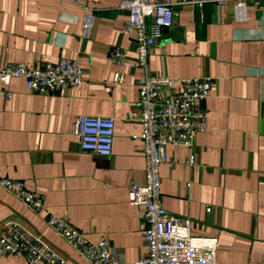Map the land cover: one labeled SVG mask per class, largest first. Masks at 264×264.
<instances>
[{
    "label": "crops",
    "instance_id": "obj_1",
    "mask_svg": "<svg viewBox=\"0 0 264 264\" xmlns=\"http://www.w3.org/2000/svg\"><path fill=\"white\" fill-rule=\"evenodd\" d=\"M119 1L0 0V66L76 58L84 69L80 85L56 93H33L23 78L0 83V178L45 196L37 214L0 185V228L19 222L43 234L67 264H89L48 228L52 213L91 243L115 248L123 264L145 257V209L128 200L129 183H145L143 141L135 138L142 131L137 82L145 70L174 79L211 76V95L202 103L207 130L196 133L191 148H167L173 165L161 166L163 204L188 218L194 235L218 238L216 264H264V0H249L244 19L236 0H164L177 16L147 69L109 60L117 47L127 60L138 58L134 34L123 32L128 13ZM81 114L115 119L110 156L81 149L75 132ZM0 264L28 263L10 255Z\"/></svg>",
    "mask_w": 264,
    "mask_h": 264
},
{
    "label": "built area",
    "instance_id": "obj_2",
    "mask_svg": "<svg viewBox=\"0 0 264 264\" xmlns=\"http://www.w3.org/2000/svg\"><path fill=\"white\" fill-rule=\"evenodd\" d=\"M249 0H236L237 16L244 19ZM226 0H219L224 4ZM202 6L203 2H199ZM119 8L128 13L123 27L127 35L134 34L138 58L126 59L123 49L115 48L109 60L119 64H131L147 69L148 56L165 29L175 23L177 11L164 0H120ZM88 29L87 24L84 25ZM25 79L33 93H56L80 85L84 69L76 58H62L30 67L24 62H11L0 66V83L9 86L12 79ZM116 81L122 80L117 73ZM213 77H189L174 79L166 74L149 73L138 80L140 122L142 131L135 138L143 141L145 156V183H129L128 200L132 206H142L145 214L141 234L147 248L145 257L134 264H216L219 240L216 237L196 236L192 233L188 218L171 214L163 204L161 166L169 161V145L192 147L195 135L208 128V110L203 102L211 95ZM166 90V93L163 91ZM10 97L12 93L7 92ZM75 132L83 151L101 156L113 153L115 119L113 117H77ZM190 163H194L191 155ZM4 190L15 196L34 213L45 208V196L27 189L21 180L0 178ZM211 212V209H207ZM49 229L62 237L89 264H123L115 248L105 241L91 243L67 219L48 213ZM22 255L28 264H67V258L44 236L14 221L0 228V257Z\"/></svg>",
    "mask_w": 264,
    "mask_h": 264
},
{
    "label": "water",
    "instance_id": "obj_3",
    "mask_svg": "<svg viewBox=\"0 0 264 264\" xmlns=\"http://www.w3.org/2000/svg\"><path fill=\"white\" fill-rule=\"evenodd\" d=\"M166 29H167V28H166ZM166 29H165V30H166Z\"/></svg>",
    "mask_w": 264,
    "mask_h": 264
}]
</instances>
